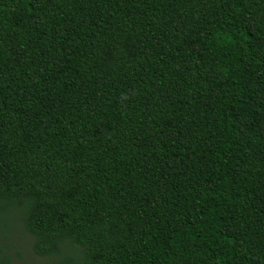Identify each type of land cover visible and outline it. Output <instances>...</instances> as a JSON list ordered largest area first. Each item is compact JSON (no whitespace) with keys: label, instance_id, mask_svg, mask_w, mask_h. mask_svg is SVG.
<instances>
[{"label":"trees","instance_id":"1","mask_svg":"<svg viewBox=\"0 0 264 264\" xmlns=\"http://www.w3.org/2000/svg\"><path fill=\"white\" fill-rule=\"evenodd\" d=\"M13 211L44 264H264V0H0Z\"/></svg>","mask_w":264,"mask_h":264},{"label":"rangeland","instance_id":"2","mask_svg":"<svg viewBox=\"0 0 264 264\" xmlns=\"http://www.w3.org/2000/svg\"><path fill=\"white\" fill-rule=\"evenodd\" d=\"M0 247L13 264H44L50 259L36 255L33 238L23 227L20 217L14 211L7 212L0 220ZM79 248L70 246L64 255L79 257Z\"/></svg>","mask_w":264,"mask_h":264}]
</instances>
